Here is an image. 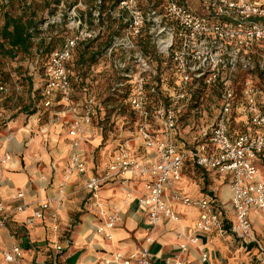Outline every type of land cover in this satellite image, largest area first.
Listing matches in <instances>:
<instances>
[{
    "label": "built area",
    "instance_id": "1",
    "mask_svg": "<svg viewBox=\"0 0 264 264\" xmlns=\"http://www.w3.org/2000/svg\"><path fill=\"white\" fill-rule=\"evenodd\" d=\"M163 1L161 9L155 0H119L115 7L101 12V0H95L88 10L89 17L82 0H55L52 11L38 26L41 32L38 39L42 37L50 41L61 31L63 40L60 47L50 51L44 65L41 100L44 106H49L51 96L56 93L65 109L73 114V121L67 130L71 137V153L64 166V175L82 174L89 168L79 151L88 134L87 125L98 106L94 95H87L82 103L74 100L68 62L78 45L97 38L109 28L108 17L120 19L123 25L112 35L106 51L109 69L117 74L110 92L120 93L126 84L130 85L127 101L137 116V134L145 146L153 149L155 158L150 164L140 163L130 155L129 143L124 141L105 163L100 175H88L83 180V186L90 195L88 206L99 215L96 232L112 239L113 229L121 219V208L115 206L107 212L100 194L102 186L112 178L124 180L128 173L149 177L146 191L139 199L146 214L143 242L127 254L114 252L104 258V262L153 264L151 246L155 242L154 234L158 226L164 219H179L165 200L164 192L168 185L181 177V168L187 157L198 165L231 175V206L235 220L230 231L241 241H254L264 254V245L250 234L249 219L252 207L264 213V181L259 179L256 165V158L264 154V107L258 100L260 91L264 90V79L258 80L253 71L255 62L252 58L257 53L255 46H264V0H212L214 15L222 17L221 20H211L178 0ZM143 35L148 36L160 53L171 57L178 85L168 103L154 109L148 106L147 100L148 92L154 89L146 86L153 70L139 43ZM261 58L264 59V52H261ZM213 85L218 86L220 91L219 110L208 140L182 150L175 140L178 108L203 86ZM19 93L18 85L0 82V95H12L15 101ZM238 103L257 134L241 133L236 138L230 137L229 117ZM151 119L160 121L162 137H157L149 129ZM9 159V154L5 153L1 161ZM17 196L22 197L23 193ZM175 198L188 206L200 208L194 225L195 233H209L219 228L218 211L210 206L207 199L179 195ZM27 207H31V214L25 219L27 225H33L36 219L48 213L53 219L52 231L65 243H70V239L60 232L55 214L50 212V199L36 201L33 206L21 203L12 208L0 201V228L15 212ZM178 235L182 236V233ZM197 241V234L186 235V241L180 247L185 250L187 243ZM52 244L56 253L63 250L58 238ZM22 257L21 247L12 243L2 251L0 264H23ZM201 259L205 261L207 253H203Z\"/></svg>",
    "mask_w": 264,
    "mask_h": 264
},
{
    "label": "crops",
    "instance_id": "2",
    "mask_svg": "<svg viewBox=\"0 0 264 264\" xmlns=\"http://www.w3.org/2000/svg\"><path fill=\"white\" fill-rule=\"evenodd\" d=\"M82 3L86 11L93 5L85 0ZM39 41L38 38L34 40L35 43ZM62 41L55 48L60 47ZM47 42L43 40L41 43ZM85 43L74 49L72 59L68 62L69 71H72L70 66L74 55L78 54ZM39 52V49L33 47L30 55L23 54L20 60L10 59L11 69L5 66V74L12 78L7 83L18 85L21 97L26 96V87L24 83L16 82L18 78L29 82L32 91L43 88L42 67L47 59ZM97 59L99 63L96 60L88 67L84 66L86 69L81 70H86L84 74L72 72L70 76L76 81L72 83L74 87L77 84L75 88L81 92L75 98L72 91L77 103L85 99L87 79L94 75L91 71H103L105 67L102 63L106 62L109 68L106 53ZM14 76L17 78L14 79ZM147 84L151 85L148 79ZM203 88L204 93L216 91L219 104L218 86ZM12 97L9 94L0 95V111L4 108L2 102ZM258 100L264 107V90L260 91ZM198 103L197 95V100L187 99L178 108L175 140L182 150L207 141L210 128L215 123L218 110L214 112L211 126H202L207 115L201 109L203 104ZM122 105V102L117 103L113 105V111H108V104L99 103L87 125L88 134L79 151L89 168L85 173L74 172L68 177L64 175V166L71 153V137L67 130L73 121V114L65 109L56 93L51 96L49 106H44V101L40 100L33 113L18 111L5 122H0L3 124L0 125V201L12 208L21 203L33 206L39 200H52L50 212L55 214L62 235L70 238L67 244L52 231L53 219L48 213L36 219L33 225H27L25 219L31 214V207H27L15 212L8 218L6 225L0 228V260L2 251L12 243H17L23 251V264H54V255L56 264H119L105 263L104 258L116 251L127 254L141 245L146 234V214L139 199L146 191L149 177L128 173L124 180L112 178L102 186L100 194L107 212L115 206L121 208V219L113 229L112 239H106L96 232L99 215L89 208L90 195L83 186L86 176L100 175L104 171L105 163L124 141L129 143L130 155L140 163L150 164L154 161L153 149L145 146L137 134V121L131 131L127 132L124 128L127 117L121 110ZM79 111L81 113V109ZM195 113L199 115L195 116ZM228 127L231 138L241 133L257 134V130L248 123L240 103L231 113ZM149 129L157 137H162L160 121L151 119ZM5 153L9 154L10 159L2 162ZM256 165L259 168V179L264 181V154L256 158ZM231 181L232 177L228 173L222 174L214 168L198 165L190 157L184 160L181 177L168 185L164 192L165 200L179 219H164L158 226L154 234L155 242L151 246L153 264H264V254L254 241H241L230 231L235 220L231 206ZM18 193H23V196L18 197ZM176 195L207 199L210 206L218 211L219 228L209 233H195L194 225L201 210L177 200ZM249 219L251 236L264 245V213L252 207ZM196 234L198 241L187 243L186 249L182 250L180 244L186 241V235ZM57 238L63 246V250L58 253L52 244ZM203 253H207L205 261L201 259Z\"/></svg>",
    "mask_w": 264,
    "mask_h": 264
},
{
    "label": "trees",
    "instance_id": "3",
    "mask_svg": "<svg viewBox=\"0 0 264 264\" xmlns=\"http://www.w3.org/2000/svg\"><path fill=\"white\" fill-rule=\"evenodd\" d=\"M20 1L21 0H9L7 6L2 7L4 10L2 11V24L0 25V82H7V77L9 78L8 74H5L2 70V64L5 59L15 60L19 53L30 55L33 47L39 49V54L44 57V59H47L50 51L55 48V45L57 43L62 41L61 31H59L57 34L53 35L51 40L46 44L41 43L44 40L42 39V37L39 39V43H35L34 40L40 37L41 33L38 29V26L43 22L44 19H37L35 10L28 12L29 14H27L25 10L21 11V13H14L12 11V7L15 3H20ZM85 1L87 3L93 4L95 0ZM106 1L107 0H101V12H104L107 8L111 9L115 7L119 0H108L110 3H107ZM258 1L261 2L263 0ZM53 2H55V0H51V3ZM163 2V0H156L157 5L161 9L163 8ZM86 13L90 17V11H87ZM108 22L109 28L104 30L97 38L88 41L83 46L81 45L82 48L80 51H78L77 57V62H81L80 65H82V63L92 64L97 60V58L104 55L111 44L112 35L117 32L113 27H111L112 24L118 23L117 25L120 28L123 25L120 19H113L111 17H108ZM146 39H149L148 36L143 35L139 40L143 51L148 48ZM89 50V56L85 57V54ZM162 55V57H156L155 60H153L156 68L155 71H153L154 73L152 74L151 78L153 79V82L150 83L151 85H146L147 87H154L153 91L148 92L147 94L148 105L153 109L158 105L167 104L170 97L176 92L178 87L177 82L174 79V66L171 57L164 54ZM43 68L44 67H42V69ZM68 72L71 76L72 72L74 71ZM79 73L84 74L85 71H78V74ZM71 82L74 83L76 81L71 79ZM28 83L29 82L24 81V86L26 87V96L25 98L24 96H19L18 99L14 101L15 103H17V107L12 115L17 113L18 111H23L26 114L33 113L36 110V106L42 99L41 90L37 89L35 91H32L31 86H28ZM130 88V85L126 84L123 87L122 92L120 93L109 92L108 95H106V97L104 98V102L106 104L110 103L111 101L122 102L124 105L123 108L128 109L133 118L132 120L136 122L137 116L133 112L127 101V96L130 92ZM10 100H12V98ZM96 108L97 106L95 107V109ZM108 111L113 110L108 109Z\"/></svg>",
    "mask_w": 264,
    "mask_h": 264
},
{
    "label": "rangeland",
    "instance_id": "4",
    "mask_svg": "<svg viewBox=\"0 0 264 264\" xmlns=\"http://www.w3.org/2000/svg\"><path fill=\"white\" fill-rule=\"evenodd\" d=\"M178 1L181 2L182 4L186 5L187 7L191 8L192 10L196 11L197 13L201 14V15L209 16L211 18V20H221L222 19V17H218V16L214 15V11H213L212 6H211L212 0H178ZM8 2H9V0H0V25L2 24V11L4 10L2 7H6ZM48 2H49V4H48ZM83 2H84V0H83ZM106 2L110 3L108 0ZM51 6H52L51 0H21L20 3L14 4V6L12 7V11L14 13H21V11L25 10L26 13L29 14L28 12L35 10L36 14H37V19H42V18L44 19V17L52 11ZM117 24L118 23H113L111 26L116 31H118L120 29V27ZM146 41L148 43V48L145 49L143 52L147 56L148 61L152 67V70L155 71L156 68H155V64L153 63V60H155L156 57L160 58L163 55H162V53H160L159 48L156 49L154 47V45L150 42L149 39L148 40L146 39ZM255 47H256L255 49H256L257 53L252 56V58L254 59V62H255V68L253 71L255 74H257L258 80L261 81L262 79H264V59L261 58V52H264V46L256 45ZM89 53H90V50L87 51V53L85 54V57H88ZM22 57H24L23 54L19 53L17 56V59L20 60V58H22ZM25 57H26V55H25ZM77 57H78V54H75L74 59H73V63L70 66L72 68V71H74L73 73H75V72L78 73V71L86 69V68H84V66L86 65L88 67L90 64V63H86V64L82 63V65H80L81 62L80 61L77 62ZM96 63H99L98 59H97ZM5 66H7V67L9 66L11 69L12 64L10 62V59H5L3 64H2V70L4 71V73H5V71H7L5 69ZM102 66L105 67L104 70L99 71V72L91 71V73H93L94 75H92L93 76L92 78L88 77V79H87L88 82H86L88 88L86 90L85 95L86 96L87 95H94L98 105H99V103L101 105V102H103V104L105 103L104 98L110 92V86L112 85V83L115 82L116 77H117L116 71H109L110 69L107 67V62L102 63ZM93 67L95 68L96 66H93ZM153 73H151L150 76L148 77V83L153 82V79H151ZM74 75L75 74H73V78H74ZM16 78L17 77L14 76V79H16ZM98 78H99V80H98ZM7 79H8L7 82H10V80L12 78L9 76V78L7 77ZM16 82L19 84L24 83L23 81H21L20 78H18V80ZM76 85L77 84H75V87H76ZM75 87L72 84L74 96L76 98V96L80 95L81 92H79ZM203 89L204 88L197 90V92H195L190 97V100H192V99L197 100V95H198V102L203 104V108H201V109L205 110V113L207 115V118H205L202 122V126L207 128V127H210L211 124L213 123L214 112L219 110V104H217L218 103V96H217L216 91H213V92L211 91V93H204ZM24 98H25V96H24ZM117 103H120V102L119 101L118 102L111 101L110 103H108V107H109L108 109L114 110L113 105H116ZM200 103H198V104H200ZM2 104L4 105V108L0 111V122L1 121L5 122L9 118H11L12 113L14 112V110L17 107V105H16L17 103L13 102L10 99H6V101H3ZM123 106L124 105H122L121 110H123V114L127 117L126 118L127 123L124 125V128H126V131L128 132V131H131L133 129L134 120H132L133 118H132L131 114L129 113L128 109H124ZM198 110H195V111H198ZM194 115L198 116L199 114L195 113ZM181 121H183L182 118H181ZM180 124H183V123H180ZM0 125H3V124H0Z\"/></svg>",
    "mask_w": 264,
    "mask_h": 264
}]
</instances>
